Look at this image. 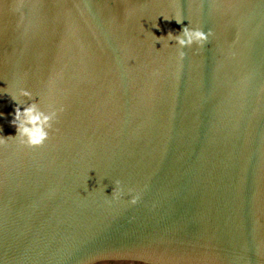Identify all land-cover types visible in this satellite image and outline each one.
Masks as SVG:
<instances>
[{"label": "water", "instance_id": "obj_1", "mask_svg": "<svg viewBox=\"0 0 264 264\" xmlns=\"http://www.w3.org/2000/svg\"><path fill=\"white\" fill-rule=\"evenodd\" d=\"M0 140V264H264V0H0Z\"/></svg>", "mask_w": 264, "mask_h": 264}, {"label": "clouds", "instance_id": "obj_2", "mask_svg": "<svg viewBox=\"0 0 264 264\" xmlns=\"http://www.w3.org/2000/svg\"><path fill=\"white\" fill-rule=\"evenodd\" d=\"M164 18V17H163ZM165 19V18H164ZM165 20H175L177 24H181L185 19L176 17L172 19ZM156 27V25L154 26ZM212 35V32L209 30L207 32L202 31L199 28H190L189 26L184 27L182 32L173 35L171 32L168 33L167 37L159 38V42L166 41L169 44V41H174V44L181 51L178 52L179 59L183 60L185 53L182 51L186 48L203 47L207 42L208 38ZM11 99L17 104L15 109L14 117L12 120V125L16 129V136L8 137L16 142H18L21 146H25L28 148H38L41 147L48 139L49 133L52 130V124L56 119L57 112L53 110H44L42 108V101L39 98L38 102H34L24 106L26 100H32L33 95L31 92L27 90H19L15 95H10ZM20 106L23 107V111H21ZM63 111V109H60ZM3 141L0 140V143ZM118 183V182H117ZM117 191L115 186L114 191L112 192L111 197L114 196V193ZM138 197L133 196L129 203L134 205L137 202Z\"/></svg>", "mask_w": 264, "mask_h": 264}]
</instances>
